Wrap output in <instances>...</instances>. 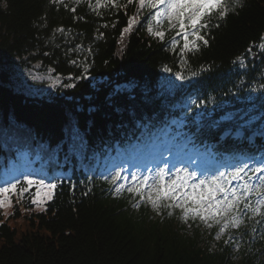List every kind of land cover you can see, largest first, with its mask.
<instances>
[{"label": "trees", "instance_id": "16d2710c", "mask_svg": "<svg viewBox=\"0 0 264 264\" xmlns=\"http://www.w3.org/2000/svg\"><path fill=\"white\" fill-rule=\"evenodd\" d=\"M241 5L225 19H215L221 27L211 29L209 46L188 57L185 68L143 26L126 34L121 43L120 32L129 16L124 8L97 16L83 5L72 13L50 0H0V109L5 116L14 115L20 125L7 128L13 141L9 152L36 142L47 151L63 143L73 127L82 137L79 147L103 146L127 132L126 124L134 126L143 114H159L162 105L153 97L159 99L173 84L172 74L188 73L193 67L204 69L201 87L207 93L227 99L231 109L264 115V55L246 72L231 70L264 36V0ZM105 24L108 27H102ZM59 27L64 34L55 32ZM77 43L91 47L92 54H79L87 56L90 72L88 79L74 81L75 88L61 85L50 97L40 98L9 87L21 62L54 69L64 84L69 83L67 77L77 76L81 69L69 64L79 58L77 54L64 53ZM165 67L171 71L164 72ZM124 202L100 192L83 197L67 190L49 212L17 207L0 224V264H257L235 262L170 223L132 214L122 208Z\"/></svg>", "mask_w": 264, "mask_h": 264}, {"label": "snow or ice", "instance_id": "6c2138e0", "mask_svg": "<svg viewBox=\"0 0 264 264\" xmlns=\"http://www.w3.org/2000/svg\"><path fill=\"white\" fill-rule=\"evenodd\" d=\"M50 3L63 5L72 13L76 12L80 3H86L97 16H101L100 9L119 11L121 8L127 9L132 6L136 12L128 17L126 25L121 29V43L125 35H130L138 25L145 27L147 33L161 43H165L168 32H174L175 35L167 41L166 50H170L173 54H177L179 50L180 63L185 68L188 66V56L199 52L202 47L209 46L210 30L213 27H221L220 23L213 24L212 21L223 20L230 11H235L237 7L242 6L241 0H232L231 4L226 3V0H127L126 4H121L120 0H94V2L93 0H72L73 6L70 9L64 0H50ZM145 11L148 15L142 23L140 17ZM125 15L127 16V11ZM79 19L82 20L83 17ZM102 27H108V25L105 24ZM112 27H115V24ZM65 31L63 27L55 29V32L61 34ZM68 32L70 33V30ZM98 38H103V33H98ZM258 47L264 51V43H260ZM85 51L89 55L92 54V48H85L81 43L65 51V56L77 54L79 58L70 59L69 64L81 69V72L77 76L69 75L67 79L70 82L62 85L63 87L75 88L74 81L89 78L90 66L87 63V56L79 55ZM251 51L252 49L249 48L248 52L251 53ZM43 55L48 56L50 53L44 52ZM53 71L54 69H49V73ZM163 71L167 73L171 70L165 67ZM196 75V72H192L193 77ZM175 78L182 81L185 76L182 72H177ZM32 79L41 80L43 77L33 75ZM48 79L52 87L61 86L59 76L49 75ZM172 86L174 85H170ZM71 138L74 142L82 140L79 130L75 127L72 128ZM120 179L121 174L117 172L111 180L114 195L119 196L127 191L134 197H139L134 207L145 203L151 204L155 210H159L161 206L167 209H179L185 222L189 219L194 222L199 220L208 228L217 227L218 231L214 237L217 240L230 230H239L246 218L259 217L260 220H264V167L248 169L247 166H239L229 173L221 171L205 178H198L197 173L180 168L169 175L167 169L161 168L154 176L140 178L133 174L131 185L117 184ZM57 186L55 182L33 179L25 175L22 181L16 179L0 187V209L10 205L12 195L23 198L25 193H30L35 187L31 203L45 210L42 204L52 198ZM164 201L169 203L162 204ZM168 214L171 216L173 212L169 211ZM230 241H235L231 235L225 243L228 244Z\"/></svg>", "mask_w": 264, "mask_h": 264}, {"label": "bare ground", "instance_id": "6f19581e", "mask_svg": "<svg viewBox=\"0 0 264 264\" xmlns=\"http://www.w3.org/2000/svg\"><path fill=\"white\" fill-rule=\"evenodd\" d=\"M145 85H148V84H145ZM165 91H163V93H165L166 91H167V93L171 96V93L173 92V89H172V87H170L169 86V84H168V86H166L165 87ZM153 92H154V89L152 90ZM198 96V94H194V96L193 95H191V94H189V97L191 98V99H194V98H196ZM153 99L154 100H159V99H157L155 96L153 97ZM172 104H175L176 105V107L179 105V103L177 102V101H171V102H168L167 103V106L168 107H171L172 106ZM198 104L200 105V106H202L203 105V103L201 102V101H198ZM188 108V105H186L184 108H183V110L184 109H187ZM163 112V116L165 117H168V115H166L165 114V112L164 111H162ZM185 112V111H184ZM230 113H234V116H232V121L229 123L230 124V127L228 128V129H230V128H241V127H245V129L246 128H251V129H254L257 133H259V134H256V135H253L252 136V138H250V137H248V136H242V137H234V136H230L233 132H231V131H226L225 133H223V132H221V131H214V132H207L205 135H203V136H200V137H207L208 135H214L215 137H216V139H224V137H226V136H230L229 138H227V139H225L224 140V142H223V144H222V146L228 151V153L229 154H231V153H234V157L233 158H231L229 161H231V160H237V161H239L240 163H237L236 165H233V167H229V168H226V169H224V170H222V171H227L228 169H232V168H235V167H239L240 165H242L244 162H252V163H254V161H256V159H254V160H251V157H249L247 154H246V152H247V148L245 147V146H242V144L243 143H239V142H237V141H241L242 139H248V140H251V141H253V139L255 138V137H257V136H260V137H264V126H255V122L254 121H256V119H257V117L260 115V114H258V113H250V112H248L247 110H244V109H230V108H226V112H224L223 113V115L225 114V115H229ZM146 114V113H145ZM141 120V119H140ZM242 120H243V122H242ZM142 121V120H141ZM189 124V126H190V129H192L191 128V124L190 123H188ZM262 125H263V122H262ZM163 129V128H162ZM181 129L183 130V128L181 127ZM164 134H161L160 136H155V142L156 143H158V144H161L162 143V141H164V140H166L168 137H169V135L170 134H172V133H170L169 131H164L163 132ZM176 133H180V134H182L181 132H176ZM186 133V132H185ZM185 133L184 134H182L183 136V139H179V142H181L182 140L184 141V142H186L187 144H189V145H191L190 147H191V149H189L188 148V154L189 155H192V153H194L195 151H196V149L198 148V147H201V148H203V149H206L207 148V146H208V144H210V143H197L196 145H193V143H192V139L188 136V135H185ZM216 133H220V135L218 136ZM199 134V133H198ZM197 136V135H196ZM222 137V138H221ZM5 142V145L7 144V142L6 141H4ZM264 142V141H263ZM264 144V143H263ZM245 145V144H244ZM249 146H250V144H248ZM172 147L173 146H175L174 144L173 145H171ZM241 146H242V148H241ZM154 147H156V145H154ZM5 148H6V146H5ZM260 151H257V154L259 155V157H260V161H262L263 163H264V147H263V145L262 146H260ZM187 149H185L184 150V152L186 151ZM179 152H182V151H179ZM248 154H249V150H248ZM253 154L255 155V152H253ZM250 155V154H249ZM253 155V156H254ZM252 156V157H253ZM200 158H202V159H204L205 161H207V162H209V160L205 157V156H201ZM224 161V162H223ZM222 162V166H224V167H228V165L230 164V162L228 161V160H223ZM190 163H192V165H193V167H195V168H198V171L200 172V173H202V168H201V166H203L204 165V163L203 162H199V163H195L194 161H193V159H190ZM262 167H264V165L262 166ZM262 240V241H261ZM262 245V246H264V236H261V237H258L257 238V240L255 241V245H256V247L258 246V245ZM263 253H264V251H262V254L258 257V259H257V264H264V255H263Z\"/></svg>", "mask_w": 264, "mask_h": 264}, {"label": "rangeland", "instance_id": "374dc122", "mask_svg": "<svg viewBox=\"0 0 264 264\" xmlns=\"http://www.w3.org/2000/svg\"><path fill=\"white\" fill-rule=\"evenodd\" d=\"M16 77L14 78V84L16 85V90L24 92L26 95L45 97L49 96L56 87H52L48 76H53V72L43 70L40 66L37 67L36 64L25 66V62L17 67ZM33 75H39L43 77L41 80H33ZM64 80L60 78V84L62 85ZM59 87V86H58Z\"/></svg>", "mask_w": 264, "mask_h": 264}]
</instances>
